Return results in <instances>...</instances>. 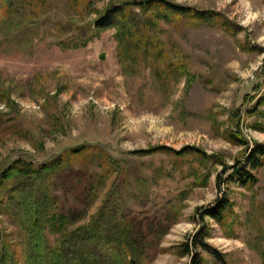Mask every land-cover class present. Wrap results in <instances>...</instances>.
Instances as JSON below:
<instances>
[{
  "label": "rangeland",
  "instance_id": "obj_1",
  "mask_svg": "<svg viewBox=\"0 0 264 264\" xmlns=\"http://www.w3.org/2000/svg\"><path fill=\"white\" fill-rule=\"evenodd\" d=\"M120 1L92 0L78 16L70 0H0V171L17 159L37 166L84 146L87 156L48 187L58 197L56 211L75 225L88 223L108 197L144 264H190L177 248L199 233L208 247L195 250L201 264H220L214 251L225 264H261L255 243L264 235V167L253 186L218 187L221 167L202 155L133 152L190 146L232 165L244 146L229 140L231 132L248 147L264 145V0H167L220 13L234 32L158 23L165 49L175 44L186 57V69L163 82L142 66L136 74L121 69L113 30L87 31L93 10ZM74 23L85 34L76 48ZM96 150L121 170L93 198ZM223 196L233 216L223 227L201 222L200 212ZM54 240L49 235L50 245ZM4 241L15 264H24V238L8 211H0Z\"/></svg>",
  "mask_w": 264,
  "mask_h": 264
},
{
  "label": "trees",
  "instance_id": "obj_2",
  "mask_svg": "<svg viewBox=\"0 0 264 264\" xmlns=\"http://www.w3.org/2000/svg\"><path fill=\"white\" fill-rule=\"evenodd\" d=\"M70 1V7L78 16L91 9L92 0ZM92 13L95 17L85 24L87 31L91 36L105 30L114 31L116 57L123 71L136 74L142 66L162 82L186 69V57L181 56L175 44H172L173 48L165 49L158 37V23L179 29L185 25L203 24L234 32V27L220 13L197 10L167 0H123L116 4L109 3L100 12L93 10ZM73 30L75 38L71 40V47L82 46L85 43L83 27L74 23ZM229 136V140L244 146L242 157L232 165L225 164L214 155H204L190 146L177 151L159 146L134 151L133 154L146 156L164 152L176 157L202 155L221 167L220 174L216 175V186L219 187L221 183L240 188L253 186L256 183L254 172L264 167V145L253 142L248 147L237 131ZM95 154L92 158L96 160L99 172L91 174L88 186V193L93 198L108 176L121 170L116 161L101 157L103 154L98 151ZM86 156V148L79 146L37 166L17 159L0 171V211H8L23 235L24 264H144L136 244L128 239L124 224L113 218L115 214L113 208L108 206V197L86 224L75 225L69 217L56 211L59 200L57 196L49 195V185L61 173L71 170L76 160L81 161ZM77 167L87 172L90 169L88 164ZM111 191L112 188L107 195ZM230 206L228 198L223 196L212 207L203 209L199 220L202 222L208 218L223 227L225 219L233 216ZM49 235L55 236L52 245L48 243ZM205 236V233H199V237L193 236L190 241L179 244V255L190 257V264H201L195 250L208 249L200 242ZM258 241L255 243L256 254L260 263L264 264L263 234H259ZM213 256H217V260L219 258L220 264H225L217 252L214 251ZM0 264H15L12 250L5 241L0 244Z\"/></svg>",
  "mask_w": 264,
  "mask_h": 264
},
{
  "label": "water",
  "instance_id": "obj_3",
  "mask_svg": "<svg viewBox=\"0 0 264 264\" xmlns=\"http://www.w3.org/2000/svg\"><path fill=\"white\" fill-rule=\"evenodd\" d=\"M99 60H103V54L99 55Z\"/></svg>",
  "mask_w": 264,
  "mask_h": 264
}]
</instances>
